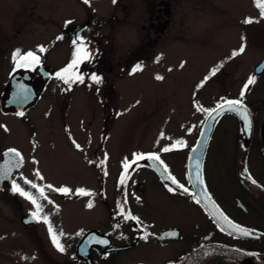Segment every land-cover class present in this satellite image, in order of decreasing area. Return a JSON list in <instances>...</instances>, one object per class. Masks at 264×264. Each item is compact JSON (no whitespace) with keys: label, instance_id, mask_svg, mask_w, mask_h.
Listing matches in <instances>:
<instances>
[{"label":"rangeland","instance_id":"obj_1","mask_svg":"<svg viewBox=\"0 0 264 264\" xmlns=\"http://www.w3.org/2000/svg\"><path fill=\"white\" fill-rule=\"evenodd\" d=\"M160 1L87 0L93 15L89 23L80 0H0V101L17 62L27 63L14 61L16 50L22 55L33 52L56 75L72 63L75 35L89 23L82 35L87 56L75 57L77 63L64 74L70 80L83 76L84 83L66 84L61 90L54 80L27 114L4 116L0 111V160L8 149L19 150L26 160L18 184L29 191L23 177L70 189L64 194L46 188L44 200L30 188L42 205L40 218L31 226L23 225L22 218L36 212L35 206L14 194L12 184L0 191V264H79L74 249L89 230L106 231L104 208L112 206L116 176L134 154L159 153L171 169L182 170L208 114L198 109L240 99L250 77L255 79L243 100L263 106L264 73L255 75L254 70L264 59V17L258 7L264 0H168L170 14L167 21L162 19L167 22L162 34L161 23L152 24L157 16L151 12ZM246 19L253 22L244 23ZM242 44L244 52L233 56ZM213 69H218L215 75ZM178 140L186 146L172 147ZM165 146L172 150L161 151ZM96 152L107 168L102 210L89 209L77 194L78 188L97 187L90 165L96 163ZM144 176L140 174L143 185ZM126 182L118 184L119 194ZM129 192L132 197L139 193L135 187ZM154 197L147 189L135 206L149 211L154 199L160 208L157 226L176 222V208ZM184 211L187 218L189 210ZM49 226L63 251L53 244ZM118 257L125 263L144 259L146 253L143 246Z\"/></svg>","mask_w":264,"mask_h":264},{"label":"flooded vegetation","instance_id":"obj_2","mask_svg":"<svg viewBox=\"0 0 264 264\" xmlns=\"http://www.w3.org/2000/svg\"><path fill=\"white\" fill-rule=\"evenodd\" d=\"M167 2L168 0H161L160 5L151 8V12L157 16L152 18V24L161 23V34L165 32L167 27V22L162 19L165 17L167 21L170 14ZM80 4L90 16L85 3L80 0ZM73 50L77 51V48ZM83 51L81 49L80 52L83 53ZM52 75L53 79L49 83L48 88L55 78L54 74ZM55 84L61 90L66 85L63 81L58 80ZM229 99L238 98L225 100ZM243 102L249 107L251 113L253 122L251 135L249 136L245 132L243 124L237 115L233 113L223 115L216 123L210 141L203 167V179L210 197L218 207L234 223L254 233L252 237H240L233 234L230 235L226 230L222 231L219 223L204 205L196 203V198L177 189L170 192L165 187L166 183L161 179L152 167V162L148 159H141L131 163L127 173H125V175H128L127 179H130L128 189L133 190L135 187V190H138V187L141 188V192L139 191L137 196L134 195L132 197L130 192L126 193L127 203L125 206V211H130L132 215L138 217L140 223L137 224L132 220L125 221L119 214L118 207L125 199L120 201L116 198V193H113L114 202L112 206L108 205L107 209L104 208L106 205L105 166L100 165L99 153L96 152V163L90 164L89 159V164L92 167L91 170L95 172L94 179L97 187L94 190L85 187V191L91 193V195L81 196L86 199V205L89 202L92 203L93 206L89 209L99 207L100 210L104 208L105 213L107 212V215L103 213L109 219L106 231L96 229L108 236L111 244L110 246H92L90 253L95 264H187L189 257L194 251L203 248L206 250V254L215 253L214 248L217 245L240 250L246 253L255 264H264V103L263 106L256 108L245 100ZM224 126L226 127L223 128ZM200 133L201 125L192 148L196 145ZM145 154L147 156L148 154L156 153L146 152ZM189 154L190 152L182 170H179V168L171 169L166 161L162 159L161 154L158 153L157 155L164 162V165L167 166L168 174L174 176L180 184H183L188 188L189 192L193 193L195 188L188 175L187 168ZM171 157L174 156L171 155ZM133 160L134 157H131V162ZM245 169L247 170L246 172ZM142 173L145 174L143 177L145 185L140 182V174ZM116 179H120V172L117 174ZM253 179L257 183L253 184ZM138 180L139 182L136 184L134 181ZM131 184H134V187ZM168 185L175 188L171 184ZM147 189L155 197L162 198L167 207L176 208L178 212L176 222H170L161 227L157 226L155 214L160 208L153 201L154 199L150 202V205L154 207L149 209V211L142 212L138 210L139 208L135 206L136 203L134 201H137L136 199L141 200ZM185 207L189 210V213L186 214L187 218H185L184 214ZM184 218L186 219L187 227L184 225ZM170 231L175 232L176 235L171 236L168 234V238L161 239L164 233ZM145 236H147L146 239L143 238ZM143 246L146 253L144 259L123 263L118 257ZM110 248L126 249L110 251ZM75 250L74 256L77 258ZM147 255L152 256L156 260L150 261ZM76 261L79 264H88L84 260L76 259ZM202 264L242 263L233 257L215 253L205 259Z\"/></svg>","mask_w":264,"mask_h":264},{"label":"water","instance_id":"obj_3","mask_svg":"<svg viewBox=\"0 0 264 264\" xmlns=\"http://www.w3.org/2000/svg\"><path fill=\"white\" fill-rule=\"evenodd\" d=\"M90 21H91V19H90ZM87 27H88V24L84 28H82L81 30H79L77 32V40H81V36H82L83 32L87 29ZM263 72H264V60L256 67L255 74L260 75ZM51 79H52V75L44 68V64H42V63L39 64L35 70H32L28 67H20L19 69H17L11 75L9 81L7 82V84L5 86V91H4L2 99L0 101L1 113L3 115H18V113H20V112H23V114H25L28 110L33 108L38 103V101L41 99V96L45 92L47 85L49 84ZM24 90H26V91H24ZM23 95H27L28 99L26 102L21 103V102H19V97L23 96ZM247 109L249 111L248 107H247ZM226 113L236 114L238 116V118L240 119L241 123L243 124V128H244L245 132H247L249 136L251 135L252 129H253V122H252L251 131H247L245 129V125H244V121H243L242 117L235 112L224 111L219 116H216L215 120H212L209 117H207L204 124H203L202 131H201V133L203 132L204 135L202 136L200 134L199 140H198L196 146L194 147V148H198V151L196 153H193L191 151L190 156H189V160H188V174H189V177H190L193 185H195L197 183L195 162H194V159H190V157L199 156V160H200L199 177L203 181V183L200 184L199 187L195 188V193L198 194L200 197H202L201 203L211 213V215L213 217H214V215H213V204L215 205L216 208L219 209L220 212L223 213V211L216 205V203L212 200V198L209 196V194L207 192L206 186L204 184V179H203V166H204V161H205L206 154L208 151V147H209L213 132L215 130L216 123ZM249 113H250V111H249ZM213 115H215V113ZM250 119L252 121L251 114H250ZM6 153H7V155H6ZM20 155H21V157H23L21 153H20ZM17 159H19V158L15 157L14 153H10L9 150L7 152H5L2 156L1 161H0V174H3V171L5 169L9 168L11 166V163H14L15 160H17ZM151 162H152V167L157 171V173L163 179V181L165 183L171 184V181H167L164 179V176L168 175V172L167 173L163 172V165H161L159 163V161H151ZM24 164H25V160L23 157V162H22L21 167H19L18 169L12 168L11 177L7 180H0V190H2L4 188L5 184L11 183L12 179L16 180L18 178L20 171L24 167ZM173 186L176 187L175 185H173ZM205 189H206V192L204 191ZM178 190L185 193L182 189H178ZM187 193L190 196L197 198L196 196L193 195V193H190V192H187ZM214 219L217 221V219L215 217H214ZM229 220H231V219L229 218ZM35 222H36L35 218L32 217L31 214H29L28 216H26L22 219V223L25 226H30V225L34 224ZM222 224H223V222L221 221L219 223V225L222 226ZM234 224H236V223H234ZM225 230L227 232H229V230H227L226 228H225ZM170 232H173V231H170ZM170 232L164 233L162 235L161 239L168 238L169 237L168 234ZM233 235L240 236V237H252V235L242 236L239 233H235ZM95 239H106L108 241V244L103 245V244H98L95 242L89 243L90 240L94 241ZM110 244H111V240L109 237L103 235L97 229H93V230L89 231L82 238L80 243L78 244V246L76 248V257L80 260L87 261L88 264H95L92 261L91 253H90L92 246H97V247L98 246H110ZM125 249L126 248H110L109 250L110 251H121V250H125ZM214 252L216 254L226 255V256H230V257H233L235 259H238L242 264H255L252 261V259L246 253H244L240 250H236V249L229 248V247L222 246V245H217L214 248ZM206 253H207L206 250L203 248H200V249L194 251L191 254V256L189 257L187 264H192L193 262L195 263L196 260L200 256H203Z\"/></svg>","mask_w":264,"mask_h":264},{"label":"snow or ice","instance_id":"obj_4","mask_svg":"<svg viewBox=\"0 0 264 264\" xmlns=\"http://www.w3.org/2000/svg\"><path fill=\"white\" fill-rule=\"evenodd\" d=\"M85 2H87V0H85ZM113 2L115 3V0H113ZM258 7L261 8V16L264 17V4H260L258 2ZM252 22L253 21L251 19H246L244 21V23H252ZM73 43L75 44L76 41H73ZM244 50H245V47L242 44L241 47L239 48L238 52L234 51L232 53V55L235 56V55H237L239 53H243ZM40 51H44V49L41 48ZM80 51H81V49L77 48V53L80 52ZM86 56H87V52L85 50V57ZM18 58H19V60H23V61H25L27 63H19V62H17V65H16L17 67H25V66L31 67L32 65L39 64V62H40L39 56L35 55L31 51H29L26 54L22 55L20 50H16V52L13 54V59L15 61ZM76 63H77V59L75 58V53H74V59H73L72 63H70L65 69H63L62 72L56 73V76L59 79L63 80L65 84H69V87L71 86V83L76 82V81H78L80 83H84L83 76H75L74 79H71V80L69 78H65L64 74L68 73L69 70ZM138 68H139V66H137V69ZM216 71H218V69H213L212 70V74L215 75ZM91 79L96 84L101 83V78L99 76L93 75L91 77ZM156 79L159 80V79H162V77L157 76ZM205 79H207V77ZM254 79H255L254 77H250L249 80L247 81V83L244 85V88L241 91V98L240 99L223 100L222 103H218L216 105V107L213 108V109H198V110H203V111L207 112L208 113V117L210 119H212V120H215L216 116H219L224 111L235 112V113H237L238 115H240L242 117V119L244 121L245 129L247 131H251L252 121L250 119V113H249L247 107L243 103V98H244L245 92L249 89V85H251L254 82ZM200 86H203V84H201ZM200 86H198V87H200ZM24 91H26V90H24ZM27 99H28L27 95L20 96L19 97V102H21V103L26 102ZM214 113H215V115H213ZM18 115L23 116V112L18 113ZM201 135L203 136L204 133L202 132ZM161 138H164V133L163 132L161 133ZM73 143H74V146L77 149H80L81 151H83V149L81 148V146L79 144H75V142H73ZM182 144L184 146H186L184 141L178 140V141H176V144L173 145L172 147H175L176 145H182ZM172 147L165 146V147H163L161 149V151L169 152V151L172 150ZM197 151H198V148H192V152L193 153H196ZM9 152L10 153H14L15 157H18L19 159L15 160L14 163H11V166L9 168L5 169L3 171V174H0V180L9 179L11 177L12 168H17L18 169L19 167H21L22 162H23V157H21V155H20V153L18 151H16L15 149H10ZM6 155H7V153H6ZM141 159H148V160H151V161H159V163L161 165H163V172L164 173L168 172L167 166L164 165V162L162 160H160V157L157 154H148L147 156H145L144 154H134V160L131 163H135L136 161H139ZM190 159H194V162H195L197 183L195 185H193V187L196 188V187H199V185L203 183V181L199 177L200 160H199V156L190 157ZM123 167H124L125 172L127 173L128 169L130 167V163L126 161L124 163ZM246 171L247 170L245 169V172ZM35 175L41 181L44 179L42 176H40V174L38 172L35 173ZM22 179H23V183L25 185H28V186H30L31 189H35L36 190V192L39 194V199H44V200L48 199L47 196L45 195V189L46 188L47 189H51L53 191H59V192L64 193V194H67V193L70 192V189H67V188L53 189L52 185H43L42 186V185H39V184L33 182L32 180H28L27 178H23L22 177ZM124 179H125V177L122 176L121 177V181H120L121 184L124 183ZM164 179L167 180V181H171V184L176 186L175 188L169 187V185L166 183L165 187H167L170 192L175 191L176 189H182L185 193H187L189 191L188 188H186L183 184H180L177 181V179L174 176H172L171 174H168V175L164 176ZM252 183L255 184L257 182L253 179ZM11 184H12L11 191L14 194L18 193L20 196L26 198L27 200H29L35 206L37 211L33 212L31 215H32V217L39 219L40 218L39 217V213L42 210V205L38 202V198L36 196H34L30 191H26L23 187H21V185L18 184L15 179L11 180ZM204 191L206 192V189ZM77 194H79V195H91V193L86 192L84 189H78L77 190ZM193 195L197 197L196 198V203H198V204L201 203L202 197H200L196 193H193ZM126 197H127V194L125 193V200L118 205L119 214L123 217V219L125 221L132 220V221H135L137 224H139L140 220H139L138 217L132 215V213L130 211H127V212L125 211V206H126V203H127V198ZM48 203H52V201L49 200ZM87 206L89 208H91L93 205H92L91 202H89V204ZM213 215L217 219L218 223H220L221 221L223 222V224L221 226V230L224 231L225 228H226L227 230H229V234L230 235L235 234V233H239L242 236H249V235L254 234L250 230H247V229L243 228L242 226H240L238 224H234L231 220H229V218L227 216H225L222 212H220L219 209L216 208L214 204H213ZM43 220H44L45 223H48L47 217H44ZM48 230H49V233L51 234V238H52L53 244L57 247L58 250L63 251L64 250L63 246L59 243V238H58V236L55 233H53V230H52L51 226H49ZM60 235H63V233H60ZM169 235L175 236L176 233L172 232V233H169ZM143 238L146 239L147 236H145ZM92 242H95V243H98V244H103V245H107L108 244V241L106 239H95L94 241H91V240L89 241V243H92Z\"/></svg>","mask_w":264,"mask_h":264},{"label":"bare ground","instance_id":"obj_5","mask_svg":"<svg viewBox=\"0 0 264 264\" xmlns=\"http://www.w3.org/2000/svg\"><path fill=\"white\" fill-rule=\"evenodd\" d=\"M213 254H215V253H209V254H205V255H203V256H200V257L196 260V262H195L194 264H202L203 261H204L205 259H207L209 256H211V255H213Z\"/></svg>","mask_w":264,"mask_h":264},{"label":"trees","instance_id":"obj_6","mask_svg":"<svg viewBox=\"0 0 264 264\" xmlns=\"http://www.w3.org/2000/svg\"><path fill=\"white\" fill-rule=\"evenodd\" d=\"M16 68H17V67H15V69H16ZM15 69H14V70H15Z\"/></svg>","mask_w":264,"mask_h":264}]
</instances>
